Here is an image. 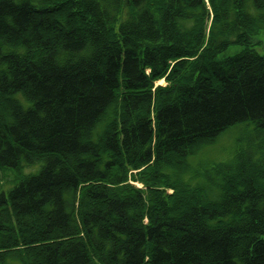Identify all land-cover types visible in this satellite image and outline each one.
<instances>
[{
  "label": "trees",
  "instance_id": "obj_1",
  "mask_svg": "<svg viewBox=\"0 0 264 264\" xmlns=\"http://www.w3.org/2000/svg\"><path fill=\"white\" fill-rule=\"evenodd\" d=\"M261 31L264 0H0V168L39 166L0 264H264Z\"/></svg>",
  "mask_w": 264,
  "mask_h": 264
},
{
  "label": "rangeland",
  "instance_id": "obj_2",
  "mask_svg": "<svg viewBox=\"0 0 264 264\" xmlns=\"http://www.w3.org/2000/svg\"><path fill=\"white\" fill-rule=\"evenodd\" d=\"M254 53L263 56L264 55V31H261L259 34L255 35L252 40L251 44L248 45ZM244 47L238 45H230L229 48L218 55V59H224L228 57H234L238 55ZM159 84H163L160 82ZM245 128L240 127L236 128L230 133L223 136L219 142L207 149L201 156H199L195 162L202 161L205 164H213L219 162H226L231 157L232 150L236 147V143L239 138L244 134ZM39 166L25 168L21 174L14 172L12 169H2L0 168V192L1 191H8L12 189L18 182L19 179L31 173H35L38 171ZM264 239V235L261 236Z\"/></svg>",
  "mask_w": 264,
  "mask_h": 264
},
{
  "label": "bare ground",
  "instance_id": "obj_3",
  "mask_svg": "<svg viewBox=\"0 0 264 264\" xmlns=\"http://www.w3.org/2000/svg\"><path fill=\"white\" fill-rule=\"evenodd\" d=\"M162 82V81H161ZM160 83V82H159ZM164 84V82H162Z\"/></svg>",
  "mask_w": 264,
  "mask_h": 264
}]
</instances>
